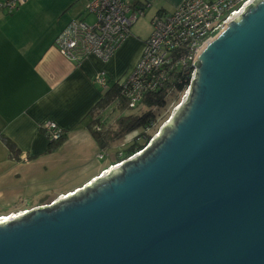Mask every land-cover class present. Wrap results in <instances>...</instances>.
I'll use <instances>...</instances> for the list:
<instances>
[{"label":"water","instance_id":"1","mask_svg":"<svg viewBox=\"0 0 264 264\" xmlns=\"http://www.w3.org/2000/svg\"><path fill=\"white\" fill-rule=\"evenodd\" d=\"M194 66L143 152L0 220V264H264V0L227 21Z\"/></svg>","mask_w":264,"mask_h":264},{"label":"crops","instance_id":"2","mask_svg":"<svg viewBox=\"0 0 264 264\" xmlns=\"http://www.w3.org/2000/svg\"><path fill=\"white\" fill-rule=\"evenodd\" d=\"M128 1L148 3L145 17L152 20L160 12L175 11L184 0ZM86 3L25 0L11 13L0 8V216L72 192L104 170L101 162L112 161L110 155L106 161L89 127L96 119L104 120L105 111L115 110L117 102L98 112L105 91L94 78L106 71L111 84L123 80L140 58L152 26L148 19L145 29V21L139 20L106 64L95 56L74 63L57 48L56 40L72 20L89 21ZM47 120L66 131L64 141L51 150L41 129ZM3 137L15 144L17 153Z\"/></svg>","mask_w":264,"mask_h":264},{"label":"built area","instance_id":"3","mask_svg":"<svg viewBox=\"0 0 264 264\" xmlns=\"http://www.w3.org/2000/svg\"><path fill=\"white\" fill-rule=\"evenodd\" d=\"M24 1L0 2V8H5L11 13ZM251 1L184 0L175 11L156 14L151 20V34L145 41L136 65L123 80L116 81L120 88V98L126 101L129 108L136 109L142 105L148 94L169 89L173 82L182 80L180 74L185 73L188 76V84L182 93L178 109L189 93L196 71L194 61L201 48ZM147 10L148 3L133 5L128 0H87L86 11L95 20L93 22L83 18L72 20L58 36L56 46L74 63L81 64L91 56L107 63L132 35V27L146 16ZM94 82L103 90L108 89L111 84L106 71L99 72ZM172 115L168 118L169 121ZM165 124L166 122L156 133H159ZM41 129L48 140L54 143L63 140L66 136V131L55 121L43 122ZM141 152L143 150L137 154ZM100 157L103 158V154H100ZM120 164L104 169L92 181ZM92 181L87 182L86 185L91 184ZM79 189L60 195L51 204L74 194ZM29 211L23 210L16 215L13 214L15 217L12 218Z\"/></svg>","mask_w":264,"mask_h":264},{"label":"trees","instance_id":"4","mask_svg":"<svg viewBox=\"0 0 264 264\" xmlns=\"http://www.w3.org/2000/svg\"><path fill=\"white\" fill-rule=\"evenodd\" d=\"M180 76H182V80L173 82L169 86V89L167 88L163 91L148 94L142 102V105L144 104L147 107L146 111L142 114H123V112H125V110L128 108V105L126 101L120 98V88L117 83H114V81H112L113 84H110L108 89L104 90L105 92H103V96L100 101L101 105L99 104L100 109H98V112L102 110L101 108H104L105 106L116 101L117 107L119 108L118 110H121L122 114L117 119V130L111 129L110 127H105V123L100 119H96L91 123L89 128L102 150L108 151V149L111 148L113 142L133 131L140 129L144 130H142L143 132L141 134L134 137V141L121 152V156L114 158L113 162H111L109 166L132 157L133 155L140 152V149H142L148 142L151 141V137H153V134L160 128L159 126H161L162 122L164 121V113L168 111V108L173 102L179 101L181 99L182 93L187 87V74L181 73ZM109 81L111 80L109 79ZM151 129L153 130V134L147 133V131ZM65 137L66 136H64L63 140L56 143L50 141L49 150L57 148L64 141ZM142 138L143 140L141 141ZM2 139L14 153H17V148L14 143H12L6 137H3ZM108 168L109 167L105 169ZM51 199L52 198L49 196L42 198L40 200V205L48 203Z\"/></svg>","mask_w":264,"mask_h":264},{"label":"rangeland","instance_id":"5","mask_svg":"<svg viewBox=\"0 0 264 264\" xmlns=\"http://www.w3.org/2000/svg\"><path fill=\"white\" fill-rule=\"evenodd\" d=\"M149 16H147V17H142L141 19H140V21H139V23L138 24H140L141 22H143V21H145L144 22V28L145 29H149V20L151 21V19H149ZM95 19H94V17L93 16H91V18L89 19V21H94ZM152 26V25H151ZM152 31V30H151ZM181 100V99H180ZM176 101V102H173L171 105H170V107L168 108V111H166V113H164V121L162 122V124L164 123V122H168L169 120H168V118L173 114V113H175L176 111V109H177V107H178V105H179V103L181 102V101ZM115 107V106H114ZM114 107H112V108H110V109H107L106 111H105V113H104V115H103V117H104V120L102 119V121H104V123H105V127H110L111 129H114V130H117L118 129V125H117V119H118V117L122 114V112H121V110H118L119 108L118 107H116V109L114 110ZM146 109H147V107L143 104V105H140L138 108H136V109H131V108H127L126 110H125V112H123V114H129V113H134V114H142L143 112H145L146 111ZM175 111V112H174ZM159 127H161V126H159ZM143 129H140V130H136V131H133V132H131V133H129V134H127V135H125L124 137H122V138H119L118 140H116L115 142H113V144H112V146H111V148H109L108 149V151H104L105 152V156H106V161L109 159L108 158V156L110 155V157L112 158V161L111 162H113V160H114V158H118V156H121V152L125 149V148H127L134 140V137H136V136H138L139 134H141L143 131H142ZM146 130V129H145ZM157 131H159V129L157 130ZM156 131V132H157ZM155 132V133H156ZM147 133H150V134H153V130L151 129V130H149V131H147ZM154 133V134H155ZM153 134V135H154ZM157 135H159L160 134V132L159 133H156ZM156 135V136H157ZM143 140V138L141 139V141ZM111 162H101V163H104V164H102V169H105V168H107V167H110L109 166V164L111 163ZM102 171V170H101ZM101 171H100V173H101ZM92 181V180H91ZM79 189V188H78ZM76 191V190H75ZM69 193H71V192H69ZM68 194V193H67ZM47 195H49V194H47ZM29 210V209H28ZM21 212V211H20ZM6 216V215H5ZM9 216V215H8Z\"/></svg>","mask_w":264,"mask_h":264},{"label":"bare ground","instance_id":"6","mask_svg":"<svg viewBox=\"0 0 264 264\" xmlns=\"http://www.w3.org/2000/svg\"><path fill=\"white\" fill-rule=\"evenodd\" d=\"M17 214H18V213H17ZM15 215H16V214H15ZM15 215L13 216V214H12V215L10 214L9 216H8V215H6V216H0V217H1L0 219H2V220H3V219H11L12 217H15Z\"/></svg>","mask_w":264,"mask_h":264}]
</instances>
